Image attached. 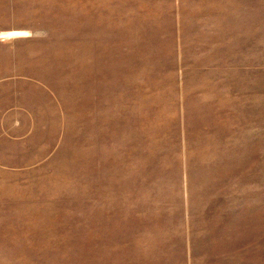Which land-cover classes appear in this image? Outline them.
<instances>
[{"label":"rangeland","instance_id":"1","mask_svg":"<svg viewBox=\"0 0 264 264\" xmlns=\"http://www.w3.org/2000/svg\"><path fill=\"white\" fill-rule=\"evenodd\" d=\"M0 264H264V0H0Z\"/></svg>","mask_w":264,"mask_h":264},{"label":"crops","instance_id":"2","mask_svg":"<svg viewBox=\"0 0 264 264\" xmlns=\"http://www.w3.org/2000/svg\"><path fill=\"white\" fill-rule=\"evenodd\" d=\"M84 16V18H86V16L85 15H83ZM179 26H182V24H181V22H179V24H178ZM83 27L86 29L87 27H90L89 26V24H87V23H84L83 24ZM102 27V26H101ZM104 27H107V25H105ZM114 27H116V26H114ZM91 28V27H90ZM12 32H14V36H16V37H23L24 39L25 38H30V37H34V36H36V33L34 32V31H31V30H28V29H15V30H12L11 32L9 31V33H12ZM87 32V31H86ZM88 32H90V31H88ZM93 32H95V31H93ZM108 31H104V32H97V33H99V34H101V33H103V34H105V33H107ZM96 33V32H95ZM102 34V35H103ZM105 35H112V34H105ZM115 35H117V34H113V36H115ZM95 40V39H94ZM99 40H101V39H99ZM136 41V40H138V39H115V41ZM85 41H91V39H85ZM93 41V40H92ZM109 41V40H108ZM110 41H112V40H110ZM114 229H117V228H114ZM113 234H116V235H118L119 233H113ZM180 260L182 261V252L180 251Z\"/></svg>","mask_w":264,"mask_h":264}]
</instances>
